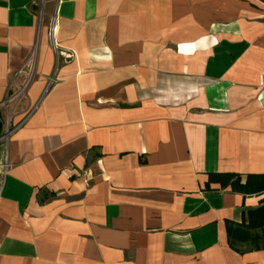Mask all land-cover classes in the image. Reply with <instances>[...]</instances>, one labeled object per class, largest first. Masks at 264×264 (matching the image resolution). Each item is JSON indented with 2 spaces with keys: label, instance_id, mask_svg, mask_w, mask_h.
I'll use <instances>...</instances> for the list:
<instances>
[{
  "label": "crops",
  "instance_id": "obj_1",
  "mask_svg": "<svg viewBox=\"0 0 264 264\" xmlns=\"http://www.w3.org/2000/svg\"><path fill=\"white\" fill-rule=\"evenodd\" d=\"M262 75L264 0H0V264H264Z\"/></svg>",
  "mask_w": 264,
  "mask_h": 264
},
{
  "label": "trees",
  "instance_id": "obj_2",
  "mask_svg": "<svg viewBox=\"0 0 264 264\" xmlns=\"http://www.w3.org/2000/svg\"><path fill=\"white\" fill-rule=\"evenodd\" d=\"M210 182L243 196L264 194V175L248 176L244 184L240 176L232 174L212 176ZM226 235L229 247L239 254L264 251V206L248 212L245 222L239 225L227 222Z\"/></svg>",
  "mask_w": 264,
  "mask_h": 264
},
{
  "label": "built area",
  "instance_id": "obj_3",
  "mask_svg": "<svg viewBox=\"0 0 264 264\" xmlns=\"http://www.w3.org/2000/svg\"><path fill=\"white\" fill-rule=\"evenodd\" d=\"M6 1H8V0H6ZM55 35H56V27L52 23L51 27H50V31L48 33V36H49V40H50L51 44L53 45V47H55ZM60 54L65 58L66 62L73 59L72 55H66L63 53H60ZM31 79H32V77L29 75L27 77L25 87L30 83ZM262 87H264V75H262ZM19 92H21V90H19ZM8 102H10V99L3 106H5ZM0 121H1L0 146L3 147L6 145L9 137L11 136V134L15 130L11 126V118L10 117H6L5 119H1V117H0ZM7 170H8V164H7V159L5 157L4 161L0 164V197H1V190H2V184H3L2 180H3L4 175L7 173Z\"/></svg>",
  "mask_w": 264,
  "mask_h": 264
},
{
  "label": "water",
  "instance_id": "obj_4",
  "mask_svg": "<svg viewBox=\"0 0 264 264\" xmlns=\"http://www.w3.org/2000/svg\"><path fill=\"white\" fill-rule=\"evenodd\" d=\"M0 130H1V121H0Z\"/></svg>",
  "mask_w": 264,
  "mask_h": 264
}]
</instances>
